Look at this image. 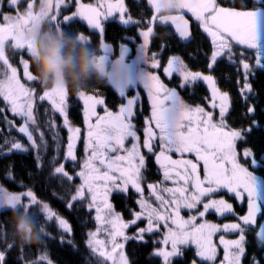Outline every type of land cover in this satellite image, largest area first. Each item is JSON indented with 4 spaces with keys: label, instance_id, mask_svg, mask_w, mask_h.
<instances>
[{
    "label": "snow or ice",
    "instance_id": "1",
    "mask_svg": "<svg viewBox=\"0 0 264 264\" xmlns=\"http://www.w3.org/2000/svg\"><path fill=\"white\" fill-rule=\"evenodd\" d=\"M140 3L141 0H134ZM39 3V11L35 6ZM249 3L252 7L249 8ZM23 5V7H21ZM151 8L149 24L159 21L161 24L174 26L175 34L180 39L191 36L189 21L184 18L185 10L190 13L211 40L213 51L209 70L217 63L218 58L228 57L229 62L235 61L242 68L240 73L242 98L247 102L253 98L251 80L257 70L264 71V0H176V15H170L161 22L158 10L154 7L155 0H147ZM4 2L0 0V99L13 116L23 121L19 133L24 134L31 148L38 149L41 144L47 146L44 133L39 132L40 144L33 136L29 125L37 127V101L48 102L51 110L63 117V127L69 133L67 137L66 160L77 162L76 142L81 139V129L71 125L67 115L68 91L63 88H52L37 94L32 87L21 82L18 69L6 55V47L14 54H28L30 45L21 43L16 33L23 27L36 25L75 31L73 23L76 20L86 22L90 33L76 32L84 44L91 45L92 35H98L97 47H110L104 37L103 22L113 16H118L124 25L142 23L134 21L127 15L125 0H99L98 4H85L81 0H7L11 14L3 12ZM74 8V11H70ZM70 11V14H64ZM142 37L139 45L144 63L151 61V68L161 67L155 56L147 55L149 38L153 35V27L138 33ZM98 56V62L104 63V57ZM30 58V57H29ZM23 77L27 82L35 80L31 72L29 59H20ZM164 75L169 79H177L175 86L169 87L161 81L160 76L151 71H145L142 78L143 88L147 90L151 101V115L145 121L144 139L141 145L132 120L135 115L134 106L140 98L139 92L119 107L118 112L104 109L105 115H97L98 105L105 100L96 95L87 94L81 90L78 98L84 102V122L87 126L85 137V156L80 161V170L76 176L81 183L76 187L72 202H86V210H95V221L98 227L87 233L86 248L96 256L100 264H131L125 251L129 241L147 246L146 234H154L163 226L166 232L163 236V247L156 248L149 255L161 261V264H173L174 260H182L187 251L193 250L194 257L203 264H243L247 259L248 236H252L257 254H254L252 264H262L264 256V148L254 152L248 147L247 136L253 129L264 130V119L256 115L255 107H249L253 124L247 129L235 130L226 123V114L230 108V97L222 93L216 86L212 75L190 71L184 61L176 55L167 60L163 68ZM174 73L178 74L174 77ZM198 82L207 83L211 88V109H218V119L213 111H206L201 106L187 104L179 90L194 89ZM125 94L121 92V96ZM259 100V95H255ZM5 111L0 108V113ZM264 114V106L260 108ZM48 116V110H45ZM96 117L95 123L92 118ZM46 125L55 134L52 140L59 139L56 124L51 118L46 119ZM154 125V127H153ZM133 141L130 147L126 140ZM9 145V151H28V147L19 141H4ZM239 144L245 145L238 148ZM59 149V144L56 145ZM154 156L155 163L163 170V178L159 184L149 183V196L154 203L144 196L142 182L147 170L146 155ZM158 148V151H157ZM174 153L180 159H173ZM191 154L192 159L184 158ZM37 160L40 156L37 155ZM58 155L52 158L54 175H62L68 180L73 177L65 170L63 164L55 166ZM9 180L14 178L9 175ZM171 182L172 187L166 182ZM138 194L136 203L140 211L132 212V219L125 221L121 214L114 211L110 202L113 194H127L129 189ZM224 191L230 194V199L243 205L244 214L236 211L233 203L225 198H213ZM66 207L71 210L73 203ZM23 211L34 221L43 239H56L48 228L56 223L62 235L72 233L69 222L54 212L48 203L38 200L32 190L15 193L0 186V210ZM182 210L191 213L187 219L181 215ZM214 213L220 218L229 216L234 222L212 223L205 217ZM0 211V217L4 215ZM146 221V227H139L138 222ZM198 221H202L199 222ZM136 227L133 235L126 234L130 227ZM8 223L0 224V264H6L7 255L16 247L14 239L8 236ZM101 232L105 238H99ZM220 234L219 245L222 246V258L218 254L217 244L213 237ZM225 234L237 238H226ZM61 243H74L73 240H60ZM159 244V241H153ZM21 246V255L27 248ZM43 252L39 260L33 264H52L47 254L46 246L37 249ZM23 264V261H21ZM191 264H197L193 259Z\"/></svg>",
    "mask_w": 264,
    "mask_h": 264
},
{
    "label": "trees",
    "instance_id": "2",
    "mask_svg": "<svg viewBox=\"0 0 264 264\" xmlns=\"http://www.w3.org/2000/svg\"><path fill=\"white\" fill-rule=\"evenodd\" d=\"M3 11L9 12L7 7V0H3ZM132 0H125L126 6L133 7V14L136 19L143 16L136 14V7L133 6ZM23 7V5L21 6ZM139 10V7L137 8ZM35 11H39V3L35 6ZM135 10V11H134ZM70 11H74V8ZM70 11L64 14H70ZM5 13V14H9ZM11 14V13H10ZM75 31L68 32L76 35V32L90 33L85 25L80 20H76L73 23ZM142 31V30H140ZM137 26L127 27L122 23L111 21L107 25V29L104 31V37L107 45L99 49L97 47L98 35H92L91 45L85 44L90 49H94L96 54L104 57V65L109 70L111 61H123L116 68L115 76L107 85H90L83 89L87 94L96 95L98 98L105 100V104L98 105L96 108L97 115H105L104 109L108 111L118 112L119 107L122 104H126L128 99L135 97L139 92L140 98L134 106L133 124L137 131V135L140 137L141 145L144 139V129L146 127L145 121L151 115V101L148 98L147 90L143 88L142 78L145 71H151L153 74L160 76L161 81L167 86L172 87L177 84V79L169 80L163 73V68L167 67V60L173 55L179 56L190 71H198L204 75H212L216 81V86L222 93H227L230 97V108L226 114L227 125L235 130L247 129L253 124L252 116L248 113L249 107H255L256 115L261 119H264V114H261L260 108L264 106V71L257 70L254 73V79L251 80V88L253 89V98L248 99L247 102L242 98L240 92L241 80L240 75L242 68L237 65L235 61L229 62L228 57L218 58L217 63L209 70L208 65L211 63V52L213 51L211 40L207 37V34L202 30L194 28L193 38L188 42H180L175 36L173 30L163 27H157L153 37L149 38V45L147 55L149 57L155 56L159 61L161 67L157 69L151 68V61L147 64L144 63L140 47L136 45V39L140 40L142 37L138 35L140 32ZM67 32V31H66ZM128 42L123 44L121 42ZM143 42V40H140ZM141 42V44H142ZM110 43V44H109ZM135 44V45H134ZM121 46H124L122 48ZM121 48V49H120ZM6 55L9 56L10 62L18 69V74L21 77V82L26 83V86L32 87L37 94H42L45 89L41 88L37 81L27 82L23 77L22 65L19 63L20 59L30 58L24 54L23 56L14 54L9 48L6 47ZM31 65V63H30ZM31 72L35 74V68L31 65ZM0 71H2V62H0ZM178 74L174 73V77ZM181 98L191 106L204 107L206 111H213L214 114L218 113V110L211 109V88L204 82H198L194 89L179 90ZM121 92L125 95L121 96ZM77 91L68 92V105L67 115L72 126L79 127L81 129V139L76 142V155L77 162L66 160L67 151V137L69 135L67 128L63 127V117L58 113L51 110V106L48 102L37 101V111L35 113L38 130L36 126L29 125L30 130L33 131V136L40 144L39 132L44 133L47 146L41 144L38 149H33L30 143L27 141L24 134L19 133L18 129L22 126V119L20 117L13 116L10 111L7 110V106L0 99V108H4L5 111L0 113V186H3L9 191L20 193L22 191L32 190L38 200L42 203H48L50 208L65 218L71 228L72 233L62 235L61 231H58L56 223H52L48 228L51 235L56 239H43L39 244L27 245L21 255V244L14 241L16 247L12 248L7 255L6 264H33L34 261L39 260L40 255L43 252H38L37 249L46 246L47 254L52 261V264H100L97 257L92 255L86 248L87 233L94 231L98 224L95 221V210H86V202H72L71 196L74 195L75 189L81 183L76 173L80 170V161L85 156V137L87 133V126L84 122V102L78 98ZM259 95L260 99L256 100L255 95ZM48 110L49 115H45V110ZM51 118L54 120L58 131L59 139L57 141L52 140V136L55 134L52 128H49L45 121ZM96 117L92 118V122L95 123ZM154 127V125H153ZM19 141L26 147L28 151H9V145H5L4 141ZM248 147H251L254 152H258L264 148V130L253 129L250 135L247 136ZM133 141L131 138L126 140V146L130 147ZM59 144V149L56 145ZM245 145L239 144L238 148H243ZM142 153L146 155L147 170L143 172L145 177L142 182L144 187V196L149 199V202H153L154 198L149 196V189L147 185L149 183L159 184L163 178V170L155 163L154 156L147 154L146 149L141 147ZM158 151V148H157ZM37 155L40 156V160H37ZM58 155L55 166L63 164L65 170L69 173L73 179L70 181L64 178L62 175H54V166L51 161L54 156ZM173 159H180V155L177 153L172 154ZM184 158L192 159L191 154H185ZM11 175L14 179L9 180L7 177ZM167 186H171L172 183L166 182ZM213 198H225L229 199V202L233 203L236 211L240 214H244V206L238 205L237 202L225 196V194L219 193ZM139 199L138 194L133 189H129L127 194H113L110 197V202L114 206V211L122 215L125 221L133 218L131 213L140 211L139 205L136 200ZM73 203V207L69 210L66 205ZM4 211V215L0 217V224L5 221L8 223V236L10 240H13L10 228V210ZM189 213L187 210H182L181 215L187 219ZM231 218L230 216L228 219ZM205 219H212L214 223L223 224L224 220L215 216L213 213H209ZM202 222V221H198ZM139 227H146V221L139 223ZM160 227L159 231L154 234H146L145 239L149 241L147 246H144L137 242L129 241L125 246L126 254L131 264H161V261L157 258H153L149 253L153 252L158 247H163L162 240L165 230ZM133 231L130 228L126 231V234H132ZM235 236V235H233ZM101 239L105 238V234L101 232ZM230 238V237H228ZM73 240V244L67 242L61 243L60 240L68 241ZM231 239V238H230ZM247 259L243 261L244 264H251L254 254H257V248L252 236L247 237ZM153 241H159L161 243L154 244ZM218 244V254L222 258V246L219 245L218 237L214 239ZM2 248V245H0ZM259 255H262L259 254ZM193 259L197 260V264H203L199 258L194 257V251H187L182 260H174L173 264H191ZM110 264V262H108ZM219 264V261H217ZM264 264V260H262Z\"/></svg>",
    "mask_w": 264,
    "mask_h": 264
},
{
    "label": "clouds",
    "instance_id": "3",
    "mask_svg": "<svg viewBox=\"0 0 264 264\" xmlns=\"http://www.w3.org/2000/svg\"><path fill=\"white\" fill-rule=\"evenodd\" d=\"M157 6L161 9L159 16L168 17L176 8V0H165L154 5ZM16 38L30 45L29 62L35 68V80L45 90L63 88L79 92L93 84L107 85L115 76L114 71L98 62L96 51L85 46L79 34L29 25L20 29ZM10 228L14 241L22 246L39 244L42 240L34 221L23 211L11 210Z\"/></svg>",
    "mask_w": 264,
    "mask_h": 264
},
{
    "label": "flooded vegetation",
    "instance_id": "4",
    "mask_svg": "<svg viewBox=\"0 0 264 264\" xmlns=\"http://www.w3.org/2000/svg\"><path fill=\"white\" fill-rule=\"evenodd\" d=\"M132 1L134 2V0H132ZM239 2H240V0H237V3H239ZM163 3H165V0H155V4L156 5H160V4H163ZM93 5H94V3H93ZM133 6L136 7V14L140 15V16H143V17L139 18V20L136 19V17L134 16L135 14H133V10H132L133 7H130V6L127 7L126 4H125L126 9H128L127 15H130L134 21H138V22L142 23L141 27H137L139 29V31L140 30L146 31L147 27H149V26L153 27V35H154V32L156 31V26L157 27H163V28H168L169 27L172 30V27L169 26V25L162 26V25H158L156 22L153 23V24H149L148 23V21L150 20L151 15L153 14V12H152L151 8L147 5V0H141L140 3H135L134 2ZM138 7H139V10L137 9ZM251 7H252V5H251V3H249V8H251ZM156 9L158 10V12L161 11L159 6H157ZM171 14H177V13L174 10ZM181 14H183L190 21V26H191L192 33H193L194 28H198L199 30H202V29H200L197 26V23L194 21V18L191 16L190 13H187L186 10H185V12L181 13ZM111 21H116V22L120 23V21L118 20V16H113V17H111L108 20L103 22L104 31L107 29V25L110 24ZM81 22L87 28L86 22H84V21H81ZM124 26L131 27V26H136V25L135 24H132V25L130 24V25H124ZM88 30H90V29H88ZM153 35L151 37H153Z\"/></svg>",
    "mask_w": 264,
    "mask_h": 264
},
{
    "label": "rangeland",
    "instance_id": "5",
    "mask_svg": "<svg viewBox=\"0 0 264 264\" xmlns=\"http://www.w3.org/2000/svg\"><path fill=\"white\" fill-rule=\"evenodd\" d=\"M81 2L82 3H85V4H93L94 3V5H96V4H98V2H99V0H81ZM112 2H115V0H112ZM4 8V7H3ZM4 13H9V12H6V11H3ZM10 14V13H9ZM139 20V19H138ZM140 40H142V38L140 39ZM140 40H138V39H136V45L137 46H139L140 44H141V42L142 41H140ZM122 43V45L123 44H126V43H128L127 41L124 43V42H121ZM110 44V43H109ZM129 44V43H128ZM111 45V44H110ZM135 45V44H134ZM122 48H124L125 49V47L124 46H121ZM121 49V48H120ZM112 63H111V66H110V70H112V71H115L116 70V68H118L119 67V64H122V63H124L123 61H116V60H112L111 61ZM218 110V109H217ZM214 114V113H213ZM214 118L215 119H218V113L217 114H214ZM173 185H171L170 187H172ZM222 194H225V196H227V197H230V194H226L224 191H222ZM243 213H245V210L243 211ZM214 214V213H213ZM215 215V214H214ZM216 217H217V215H215ZM220 218V217H219ZM132 219V218H131ZM131 219H129V220H127V221H130ZM225 219H228V218H225ZM209 222H212V223H214V221L212 220V219H207ZM220 220H224L223 218H220ZM126 221V222H127ZM142 222V221H141ZM229 222H234V220L232 219V218H229L228 220H224V223H229ZM140 222H138V224H139ZM162 229L163 230H165V232H166V229L164 228V227H162ZM128 230V229H127ZM126 230V231H127ZM130 230L131 231H133V233L132 234H129V235H133V234H135V232H136V227L135 226H133V227H130ZM165 232H164V234H165ZM148 235V234H147ZM146 235V236H147ZM219 235L220 234H217L215 237H213V242L214 243H216V241H214V239L215 238H217V237H219ZM226 235V238H228V237H230L231 239L232 238H237L236 236H233V235H230V234H225ZM217 244V243H216ZM218 245V244H217ZM244 264V263H243ZM252 264V263H251Z\"/></svg>",
    "mask_w": 264,
    "mask_h": 264
},
{
    "label": "water",
    "instance_id": "6",
    "mask_svg": "<svg viewBox=\"0 0 264 264\" xmlns=\"http://www.w3.org/2000/svg\"><path fill=\"white\" fill-rule=\"evenodd\" d=\"M171 15H176V14H171ZM160 18H161V19H165L166 17H164L163 15H161V17H160ZM184 18H185L186 20H188V19H187L185 16H184ZM188 21H189V20H188ZM156 23H157L158 25L165 26L164 24H161L159 21H156ZM167 25L171 26V27H172V30H173V32H174V26H173V25H171L170 23H169V24H167ZM189 29H190L191 36H190V38H189V39H187V40L178 38V34H175V32H174V34H175V36L178 38V40H179L180 42H183V43H185V42H188V41H190V40L193 38V33H192V30H191L190 21H189ZM261 256H264V253H262V255H261Z\"/></svg>",
    "mask_w": 264,
    "mask_h": 264
}]
</instances>
